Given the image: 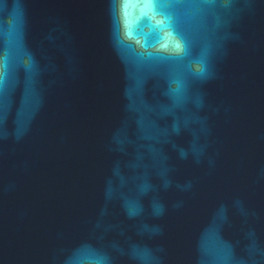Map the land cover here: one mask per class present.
I'll use <instances>...</instances> for the list:
<instances>
[{
	"label": "water",
	"instance_id": "95a60500",
	"mask_svg": "<svg viewBox=\"0 0 264 264\" xmlns=\"http://www.w3.org/2000/svg\"><path fill=\"white\" fill-rule=\"evenodd\" d=\"M0 0V264H264V0Z\"/></svg>",
	"mask_w": 264,
	"mask_h": 264
},
{
	"label": "snow or ice",
	"instance_id": "6c2138e0",
	"mask_svg": "<svg viewBox=\"0 0 264 264\" xmlns=\"http://www.w3.org/2000/svg\"><path fill=\"white\" fill-rule=\"evenodd\" d=\"M214 0H145V6L153 11L154 15L163 17L160 22L162 25L172 29L173 35L178 39L176 48L178 50H188V39L183 31L184 17L175 12L177 8H192L200 4H212ZM5 63V58L0 56V79L3 78L2 68Z\"/></svg>",
	"mask_w": 264,
	"mask_h": 264
}]
</instances>
